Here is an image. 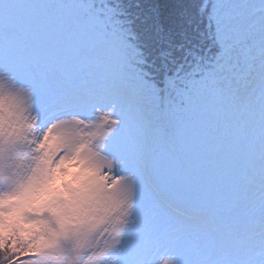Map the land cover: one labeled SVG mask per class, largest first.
I'll return each mask as SVG.
<instances>
[{"label":"snow or ice","instance_id":"obj_1","mask_svg":"<svg viewBox=\"0 0 264 264\" xmlns=\"http://www.w3.org/2000/svg\"><path fill=\"white\" fill-rule=\"evenodd\" d=\"M25 189L49 246L0 264H264V0H0V201Z\"/></svg>","mask_w":264,"mask_h":264},{"label":"clouds","instance_id":"obj_2","mask_svg":"<svg viewBox=\"0 0 264 264\" xmlns=\"http://www.w3.org/2000/svg\"><path fill=\"white\" fill-rule=\"evenodd\" d=\"M55 146V138H50L49 142L45 145L46 148L52 149ZM76 161H71L68 164H61L56 169H53V180L48 185V190L56 188L59 190L58 174L59 168H65L69 174L73 172H79L81 178H87L89 173L87 170H81L78 168H73L72 164ZM76 185H73L75 187ZM61 192L63 190H60ZM30 189H25L20 195L14 197L11 200L0 201V208L10 207V211L7 214L0 213V218H2L6 224H13L19 217L20 212L27 211L32 212L34 209H39L40 205L47 199L46 196L41 195L39 198L31 195ZM65 198L67 196L65 195ZM49 213L53 216H58L59 212L56 209H48ZM39 215V211L36 212ZM66 221L58 220V226H62ZM18 232L16 236H10V230L4 226H0V247H2V242L5 237L11 240L10 247H16L17 241H19L20 246L23 247L27 245L26 254L31 253L33 250H39L42 247L49 246L48 242L44 239L41 233L46 229L44 224L37 225L36 223L21 224L18 225ZM32 243H29V241Z\"/></svg>","mask_w":264,"mask_h":264},{"label":"rangeland","instance_id":"obj_3","mask_svg":"<svg viewBox=\"0 0 264 264\" xmlns=\"http://www.w3.org/2000/svg\"><path fill=\"white\" fill-rule=\"evenodd\" d=\"M31 195H32V196H35V197H37V198H39L41 195L47 197V199H46V200L40 205V207L43 206L44 204L47 205V206L50 205V204L48 203V201L51 199V197L45 195V193H43V192H35V193H31ZM67 198H68V197H67ZM67 198H65V199H67ZM56 209H57V208H56ZM34 210H35V209H34ZM23 212H27V211H22V212H20L19 217H20V220H21L22 222L19 223L18 225H21V224H29V223H25V222H23V220L21 219V216H20V215H21ZM32 212H33V211H32ZM32 212H30V213H32ZM0 213L5 214L4 211H3V208H0ZM16 221H17V220H16ZM16 221H15L13 224H15ZM13 224L8 225V224L5 223V221H4L2 218H0V226H4V227H6V228H9V227H11ZM18 225H17V229H18ZM18 230H19V229H18Z\"/></svg>","mask_w":264,"mask_h":264},{"label":"trees","instance_id":"obj_4","mask_svg":"<svg viewBox=\"0 0 264 264\" xmlns=\"http://www.w3.org/2000/svg\"><path fill=\"white\" fill-rule=\"evenodd\" d=\"M162 2H166V0H162ZM48 209H56V208L52 207L51 205L47 206V205L44 204V205L41 206L39 209H35V210H33L32 214L37 215L36 212L39 211V215H40L42 211H48ZM56 210L59 212L58 209H56ZM39 215H37V216H39ZM20 216H21V215H20ZM21 222H22V221L20 220V217H18L16 223L13 224L11 227L8 228V229L10 230V236H13V229H14V228H15V231H16L15 236L17 235V232H18L17 225H18L19 223H21ZM35 223H36L37 225L43 224V222H39V221H37V222H35Z\"/></svg>","mask_w":264,"mask_h":264}]
</instances>
